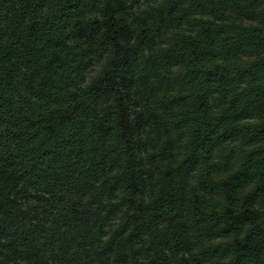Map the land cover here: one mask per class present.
I'll return each instance as SVG.
<instances>
[{"label":"trees","instance_id":"obj_1","mask_svg":"<svg viewBox=\"0 0 264 264\" xmlns=\"http://www.w3.org/2000/svg\"><path fill=\"white\" fill-rule=\"evenodd\" d=\"M165 9L0 0L8 242L31 225L54 264H264V0ZM98 52L123 79L92 107L68 86L86 61L98 82Z\"/></svg>","mask_w":264,"mask_h":264},{"label":"clouds","instance_id":"obj_2","mask_svg":"<svg viewBox=\"0 0 264 264\" xmlns=\"http://www.w3.org/2000/svg\"><path fill=\"white\" fill-rule=\"evenodd\" d=\"M75 3L76 0H73V5H75ZM121 3L122 7L126 3L127 9L130 10V14L133 16H135L138 12L144 13L146 16H151L157 11L161 16L171 14L165 9L169 0H121ZM70 11L71 9L68 10V12ZM65 14L67 15L68 13L66 12ZM101 55H103V53L98 52L96 56L95 62L101 65V72L96 78L98 82L95 85L87 79V73L91 69L92 65L86 61L82 66L73 70L75 72V75L72 77L73 82H70L68 86L73 98H78L85 93L94 96L95 101L92 107H95L96 104L105 100L108 95L107 85L112 84V81L116 78L123 79L119 77L118 70L124 65L118 64L112 66L107 57L103 60L100 59ZM133 142L134 139L130 143ZM131 152L132 148H129V153ZM198 162V159L193 156L187 163L195 166ZM100 199L103 200L104 197L101 196ZM109 211V207H106L103 203H101L97 216L101 220H107L110 217L105 214L109 213ZM0 223H2V221H0ZM127 233V227L118 232L116 235L120 239L112 240V243L109 246V251L117 246L123 247L125 243L123 238ZM23 235L28 239L30 242L29 244H25L19 239L8 242L7 229L0 227V264H54V261L59 259L58 254L50 251L49 245L42 244L36 238L35 233L31 230V225L27 226ZM100 236L105 237V241H98V243L106 242L107 229H103ZM240 239H243V237Z\"/></svg>","mask_w":264,"mask_h":264}]
</instances>
